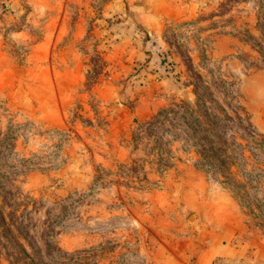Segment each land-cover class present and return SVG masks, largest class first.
Listing matches in <instances>:
<instances>
[{
    "label": "rangeland",
    "instance_id": "1",
    "mask_svg": "<svg viewBox=\"0 0 264 264\" xmlns=\"http://www.w3.org/2000/svg\"><path fill=\"white\" fill-rule=\"evenodd\" d=\"M228 199L264 234V0H0V264H187Z\"/></svg>",
    "mask_w": 264,
    "mask_h": 264
},
{
    "label": "crops",
    "instance_id": "2",
    "mask_svg": "<svg viewBox=\"0 0 264 264\" xmlns=\"http://www.w3.org/2000/svg\"><path fill=\"white\" fill-rule=\"evenodd\" d=\"M228 202L231 210L225 216H213L211 223H195L198 249L195 258L187 264H264V234L243 223L234 202L231 199Z\"/></svg>",
    "mask_w": 264,
    "mask_h": 264
},
{
    "label": "trees",
    "instance_id": "3",
    "mask_svg": "<svg viewBox=\"0 0 264 264\" xmlns=\"http://www.w3.org/2000/svg\"><path fill=\"white\" fill-rule=\"evenodd\" d=\"M213 121H215V119H213ZM25 253H26V251H25Z\"/></svg>",
    "mask_w": 264,
    "mask_h": 264
}]
</instances>
